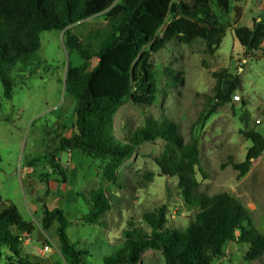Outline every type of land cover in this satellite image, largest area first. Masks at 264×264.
<instances>
[{"label":"rangeland","instance_id":"rangeland-1","mask_svg":"<svg viewBox=\"0 0 264 264\" xmlns=\"http://www.w3.org/2000/svg\"><path fill=\"white\" fill-rule=\"evenodd\" d=\"M235 5L232 2V14L228 18L218 14L222 24L233 29L252 28L255 21H264V0L242 1L245 14L237 25ZM172 21L173 17H169L167 25ZM73 34L95 55L111 34V24L97 17L77 26ZM163 34L164 31L160 37ZM40 40L41 48L34 59L9 70L13 82L11 100L5 98L0 82V201L15 205L23 219L32 221L36 229L45 209L63 210L74 224L69 229L70 238L90 241L78 248L85 264H104L105 258L123 246L129 223L147 230L143 214L162 206L168 208L169 228H188L195 220L196 211L187 208L178 189V179L165 176L155 162L163 152V141L140 147L119 170V185L108 182L100 164L85 155L77 154L75 159L70 152L52 156L60 139L69 138L74 132L76 101L66 95L65 79L68 68L82 61L78 53H71L66 47L64 32H44ZM97 61L93 59V66ZM152 63L160 90L156 101L152 107L133 103L123 106L114 120L116 139L123 141L148 119L170 118L179 125L184 141L192 135L199 140L203 170V174H197L199 193L207 196L228 193L235 197L250 210L254 227L264 235V153L244 177L230 166L243 163L252 147L243 132L255 130L264 136V94L260 89L264 87V42L261 51L248 52L231 29L221 48L211 55L203 40L187 46L175 39L165 50L153 55ZM223 71L238 77L240 86L230 103L208 121L200 122V116L214 104L217 82L214 74ZM223 89L229 92L228 85ZM52 159L54 165L62 166L66 182H57L60 177L51 165ZM86 176L89 183L83 181ZM72 189L81 194L79 204ZM99 189L111 199L112 208L96 227L83 220L91 209L90 192ZM37 205L39 211L35 210ZM249 249V245L228 242L223 256L213 264H264V257L260 262H246ZM139 264L166 263L161 252L148 250Z\"/></svg>","mask_w":264,"mask_h":264},{"label":"trees","instance_id":"trees-1","mask_svg":"<svg viewBox=\"0 0 264 264\" xmlns=\"http://www.w3.org/2000/svg\"><path fill=\"white\" fill-rule=\"evenodd\" d=\"M243 0H0V82L7 100L13 97V82L9 70L34 59L41 48L44 32H64L65 45L78 53L81 63L70 66L65 79V93L74 98V132L62 137L51 153L79 151L100 164L103 177L119 185L118 172L125 162L137 154L146 143L163 141L162 154L156 159L161 172L178 179V189L189 210L196 211L194 222L185 230L168 227V208L143 214L148 229L129 223L124 243L104 264H139L148 250L162 253L166 264H213L223 256L228 242L250 246L245 257L248 263L264 257V235L253 224L252 214L238 199L228 193L207 196L199 193L198 172L203 174L199 140L193 135L184 141L179 125L163 116L148 119L119 142L114 134V120L128 103L152 107L160 92L153 55L165 50L175 39L191 45L196 40L206 42L214 55L228 31H234L241 47L248 52L261 51L264 42V21H255L252 28L224 25L219 15L228 18L232 2ZM235 25L242 9L234 7ZM219 14V15H218ZM103 17L111 24V34L101 50L92 54L73 34L77 26ZM169 17L173 21L167 25ZM164 31L162 37L160 33ZM97 64L93 66V59ZM214 104L200 116L208 121L220 108L230 103L240 86V79L226 71L215 73ZM229 86L225 93L223 86ZM252 143L243 163L230 166L244 177L251 165L264 153V136L255 130L242 133ZM52 159L51 165H54ZM60 179L66 182L61 165H54ZM49 175H42L48 178ZM91 209L84 222L99 225L111 210L112 201L103 190L89 195ZM70 220L63 210L45 209L39 227L46 233L56 226L59 251L67 264H85L78 246L68 237ZM36 227L21 216L13 204L0 201V264H39L22 256L24 235ZM237 233H240L237 237Z\"/></svg>","mask_w":264,"mask_h":264},{"label":"crops","instance_id":"crops-1","mask_svg":"<svg viewBox=\"0 0 264 264\" xmlns=\"http://www.w3.org/2000/svg\"><path fill=\"white\" fill-rule=\"evenodd\" d=\"M244 1V0H243ZM242 1L239 3H236L235 6H238L242 9V17L240 22L243 20L244 14H245V10L241 5ZM234 6V7H235ZM256 11L257 14H259L260 12V8L258 7L257 3H256ZM233 12H234V8H233ZM232 14V11L230 10V14L229 16ZM238 22V24L240 23ZM259 86V84H258ZM260 89L262 90V93L264 94V87H260ZM71 156L75 159L77 158V154H82L79 151H73L70 152ZM83 155V154H82ZM77 165L76 167H78V162L74 161ZM72 165V164H71ZM90 179L86 177H84L83 181L86 183H89ZM75 190V189H72ZM76 191V190H75ZM91 193V192H90ZM76 204H79L81 201V194L76 191ZM36 211H39L38 205L35 209ZM22 216V215H21ZM86 215H84L85 217ZM23 217V216H22ZM38 217L41 220L42 215H40V212H38ZM69 218V217H68ZM25 220V219H24ZM27 222H32V221H27ZM70 226L68 227L67 233H68V237L70 239V241L77 245L78 248L82 247L85 244H90V241L87 238H82V240H80L79 238L72 240L69 236V229L74 227L73 222H70ZM101 223V221H100ZM96 227H98L99 225H94ZM34 233H36V236H34ZM44 247H49V251L45 252L43 249ZM59 247H60V242L57 236V232H56V226L52 227L48 233L44 232L40 227L38 229H35V231L31 234H25L24 235V243L22 245V256L24 258H27L28 260H30L33 263H39V264H67L66 261L64 260V258L62 257L60 251H59Z\"/></svg>","mask_w":264,"mask_h":264},{"label":"built area","instance_id":"built-area-1","mask_svg":"<svg viewBox=\"0 0 264 264\" xmlns=\"http://www.w3.org/2000/svg\"><path fill=\"white\" fill-rule=\"evenodd\" d=\"M45 252L49 251V247H44L43 249Z\"/></svg>","mask_w":264,"mask_h":264},{"label":"water","instance_id":"water-1","mask_svg":"<svg viewBox=\"0 0 264 264\" xmlns=\"http://www.w3.org/2000/svg\"><path fill=\"white\" fill-rule=\"evenodd\" d=\"M65 86H66V83H65Z\"/></svg>","mask_w":264,"mask_h":264}]
</instances>
